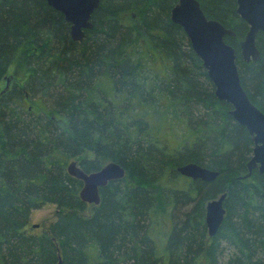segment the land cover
I'll use <instances>...</instances> for the list:
<instances>
[{"label":"trees","instance_id":"1","mask_svg":"<svg viewBox=\"0 0 264 264\" xmlns=\"http://www.w3.org/2000/svg\"><path fill=\"white\" fill-rule=\"evenodd\" d=\"M99 1L75 42L45 0H0V87L10 78L0 94V264H264V175L244 178L253 144L171 22L178 0ZM197 1L234 32L224 41L264 113L261 34L259 61L244 63L235 0ZM74 158L85 173L113 162L125 176L88 205L66 172ZM189 163L218 175L175 172ZM222 193L224 219L209 237L205 205ZM49 204L54 220L27 231Z\"/></svg>","mask_w":264,"mask_h":264},{"label":"water","instance_id":"2","mask_svg":"<svg viewBox=\"0 0 264 264\" xmlns=\"http://www.w3.org/2000/svg\"><path fill=\"white\" fill-rule=\"evenodd\" d=\"M46 4L60 13L69 24L72 41L80 42L84 31L92 28L91 15L99 6V0H45ZM235 14L247 25V31L239 42V56L244 63H256L260 53L256 38L261 34L264 43V0H235ZM170 20L186 35L195 56L200 60L206 76L214 88L217 100L231 108L228 115L244 128L253 144L252 154L246 164L248 178L253 170L264 175V113L249 99L241 86L236 66L237 55L226 36L233 37L231 29L216 20L208 19L197 0H178L170 10ZM7 83L10 79H6ZM175 172L192 181L209 183L218 172L189 163L176 167ZM67 173L82 183L79 198L86 204L98 205L99 189L124 177V169L113 162L107 163L96 172L85 173L75 161L69 163ZM226 194L208 201L205 205L204 224L209 237H214L221 226L225 210ZM32 227H35L33 225ZM57 264H60V260Z\"/></svg>","mask_w":264,"mask_h":264},{"label":"rangeland","instance_id":"3","mask_svg":"<svg viewBox=\"0 0 264 264\" xmlns=\"http://www.w3.org/2000/svg\"><path fill=\"white\" fill-rule=\"evenodd\" d=\"M9 78V77H8ZM10 79V78H9ZM3 86V85H2ZM34 103L33 106L36 107L37 104L36 102H38L37 100L34 99ZM71 161H77L76 158L72 159ZM55 211H56V208L53 204H49V205H46L38 210H35L33 212H31V217H30V221H29V225H28V229L31 230V232H34L35 234L36 233H40L43 229L46 228V226L54 220V217H55ZM32 225H35V227L31 228ZM160 228V227H159ZM159 228H156V229H159ZM164 233H156V237H160L159 238V249L162 248L163 246V241L162 239L164 238Z\"/></svg>","mask_w":264,"mask_h":264},{"label":"bare ground","instance_id":"4","mask_svg":"<svg viewBox=\"0 0 264 264\" xmlns=\"http://www.w3.org/2000/svg\"><path fill=\"white\" fill-rule=\"evenodd\" d=\"M6 79H7V77L5 76V77H4V83H3V86L0 87V94L5 93V92L9 89V87H10V82L7 83V81H5ZM70 162H72V161H70ZM70 162H69V163H70ZM69 163H68L67 166H66V172H67V167H68ZM123 169H124V168H123ZM97 171H98V170H97ZM124 176H125V170H124ZM122 179H123V178H122ZM222 194H224V193H222ZM222 194H221V195H222ZM98 195H99V192H98ZM219 196H220V195H219ZM219 196H217L216 198H218ZM99 199H100V195H99ZM88 205L96 206V205H94V204H88ZM166 209L170 211V210H172V206H170V204H169V205L166 207ZM37 210H38V209H37ZM34 211H35V210H34ZM32 212H33V211H32ZM204 215H205V212H204ZM28 225H29V224H28ZM32 226H33V225H32ZM32 226H31V228H33ZM26 229H27V231L31 232V230L28 229V226H27ZM31 233H32V232H31ZM59 260H60V264H61V259L59 258ZM57 263H58V262H57Z\"/></svg>","mask_w":264,"mask_h":264},{"label":"flooded vegetation","instance_id":"5","mask_svg":"<svg viewBox=\"0 0 264 264\" xmlns=\"http://www.w3.org/2000/svg\"><path fill=\"white\" fill-rule=\"evenodd\" d=\"M70 27V26H69Z\"/></svg>","mask_w":264,"mask_h":264}]
</instances>
